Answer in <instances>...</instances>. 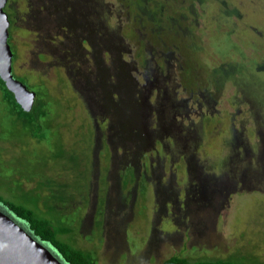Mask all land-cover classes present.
I'll return each mask as SVG.
<instances>
[{"label": "rangeland", "instance_id": "374dc122", "mask_svg": "<svg viewBox=\"0 0 264 264\" xmlns=\"http://www.w3.org/2000/svg\"><path fill=\"white\" fill-rule=\"evenodd\" d=\"M6 12L13 71L53 95L78 166L3 142L0 169L70 182L55 205L79 221L78 246L101 264L264 261V0H8Z\"/></svg>", "mask_w": 264, "mask_h": 264}, {"label": "trees", "instance_id": "16d2710c", "mask_svg": "<svg viewBox=\"0 0 264 264\" xmlns=\"http://www.w3.org/2000/svg\"><path fill=\"white\" fill-rule=\"evenodd\" d=\"M9 43L13 49L14 41L11 34ZM15 59L14 54L13 62ZM17 78L24 83L26 81V79ZM53 100L54 97L49 90L46 87H40L36 92L33 107L27 111L17 102L14 93L7 88L0 76V157L2 156L1 143L10 142L30 148L29 150H34L36 154L38 151H44L45 154L50 155L51 161L61 163L67 170V165L78 166V157L73 151L66 150L67 143L62 138L64 132L62 131L64 125L61 121L62 114L59 110L58 112L55 110ZM2 163L5 165L6 161L1 157L0 164ZM42 163L45 164V160ZM7 170L0 169V189L4 184L11 196L0 192V202L7 205L19 219L25 221L37 236L52 246L69 264H101L96 249L77 245L73 234L77 233L79 221L71 218V215H67L55 205L59 197L58 192H63L62 199L71 197V183L63 185L57 182L49 170V173L47 171L39 177L37 174L21 177L17 172L7 175ZM25 182H35V186L27 189ZM76 182L79 183L80 180ZM145 185V180H142L141 193L147 189ZM160 264H264V261L254 255L237 253L215 259H193L173 255Z\"/></svg>", "mask_w": 264, "mask_h": 264}, {"label": "water", "instance_id": "95a60500", "mask_svg": "<svg viewBox=\"0 0 264 264\" xmlns=\"http://www.w3.org/2000/svg\"><path fill=\"white\" fill-rule=\"evenodd\" d=\"M8 0H0V76L17 102L31 110L36 92L13 72L14 53L9 43L10 18L5 8ZM0 264H69L47 242L31 230L4 203L0 202Z\"/></svg>", "mask_w": 264, "mask_h": 264}, {"label": "flooded vegetation", "instance_id": "af4514ba", "mask_svg": "<svg viewBox=\"0 0 264 264\" xmlns=\"http://www.w3.org/2000/svg\"><path fill=\"white\" fill-rule=\"evenodd\" d=\"M59 4V3H58ZM70 14H67V17L66 18H61L60 19V24L62 25V26H64L65 25V22H66V19L69 17V21L70 22H73V20L71 19V16H69ZM73 25L75 26L76 25V27H79L80 29H82V30H84V31H86V29L87 28H85V27H81V25L79 26V24L78 23H73ZM91 33V32H90ZM85 37H83V38H81V39H84ZM86 42L88 43V41L86 40V38H85V40H83L81 43H80V45L82 46V48H86V46H85V44H86ZM118 136H120V135H118ZM107 142V143H106ZM105 142V145H102V147H101V156L100 157H105L106 158V160H108V159H111L112 157H113V149L111 148V145H110V143L108 142V141H106ZM130 171H132V169L130 170V169H128L127 170V173L125 174V175H127L128 173H131Z\"/></svg>", "mask_w": 264, "mask_h": 264}]
</instances>
